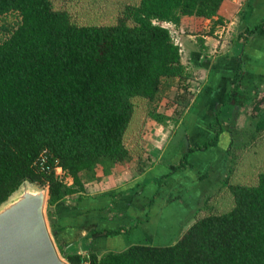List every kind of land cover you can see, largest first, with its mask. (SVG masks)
Returning <instances> with one entry per match:
<instances>
[{"label": "trees", "instance_id": "obj_1", "mask_svg": "<svg viewBox=\"0 0 264 264\" xmlns=\"http://www.w3.org/2000/svg\"><path fill=\"white\" fill-rule=\"evenodd\" d=\"M224 1L139 0L119 24L79 26L52 0H0V18L20 17L0 44V206L25 182L48 187L52 234L69 264H264V172L252 184L237 179L234 185L230 179L241 172L242 151L233 154V145L226 153L233 158L221 188L226 192L207 200L194 225L171 245L70 252L68 227L53 211L75 196L80 210L89 212L93 198L81 174L93 180L100 167L108 176L117 165L144 158L145 136L127 144L139 116L166 125L172 118L152 107L163 96V81L187 79L172 26L185 17L212 20ZM261 28L264 21L246 33L253 37ZM263 102L254 109L260 112ZM255 118V133L264 134V117ZM211 128V138L188 149L178 169L190 166L194 152L218 146L224 134L220 115ZM44 151L50 166L62 168L73 184L55 171L38 172ZM133 229L132 224L108 235Z\"/></svg>", "mask_w": 264, "mask_h": 264}, {"label": "crops", "instance_id": "obj_2", "mask_svg": "<svg viewBox=\"0 0 264 264\" xmlns=\"http://www.w3.org/2000/svg\"><path fill=\"white\" fill-rule=\"evenodd\" d=\"M263 21L264 0H225L217 17L212 20L185 17L180 26L177 28L172 26L173 36L182 44L181 58L187 77L177 79L185 86V89L179 90L178 95L186 96L193 92L195 87L199 89L193 113H188V116L205 120V117L215 118L220 115L224 134L218 146L212 148L214 150L194 152L189 159L190 166L181 170L178 166L183 154L202 142H196L198 140L194 139L191 141L189 136L186 141L181 136L178 142L173 143L169 140L170 130L155 123L157 125L155 132H146L145 139L148 142H145L144 158L141 160L134 158L131 161L135 163L134 166L136 165V175L126 171L128 168L126 169L125 165H117L108 176H105L103 168L100 167L96 170V179L93 180L81 174L86 193L93 198L92 207L89 212L83 213L80 205L74 206L71 203L74 210L69 209L70 212L66 210L65 213L76 212V217L71 216V219L63 220L59 218L61 224L68 227L67 229L64 227L67 231L66 236L64 234L66 240L73 239L67 241L68 243L74 244L77 240L79 242L85 238V243L81 242L79 245L86 251L81 250L80 254L108 251L109 248L105 244L110 238L108 233L130 227L133 223L137 224L135 230H138L144 239H136L130 245H151L146 241L155 240L158 236L162 240L165 236L155 231V222L161 220L166 213H172L175 225L183 224L181 225L183 230H188L194 225L196 214L204 207L203 201L213 198L210 196L213 195L211 191L214 188L203 189V194L197 187L199 194L191 189V194L181 199V194H176L175 190L185 193L188 183L177 185V180L180 175L187 173L189 176L187 179L193 183L199 181L198 177H203L205 187L208 184L206 180L213 184L215 176V179L223 180L231 173L232 164L229 165L227 162H231L232 156L227 159L226 153L240 136L245 135L244 130L248 131L250 127L247 120L244 122L248 115L244 110L253 105L257 96H264V28L257 31L253 37H248L246 33ZM240 70L242 71L239 72ZM239 73L241 77L238 81ZM257 114L261 116L264 113L260 111L256 116ZM192 120L190 124L192 127L188 128L191 134L194 129L196 131V126H201L202 123L197 120L194 123V119ZM213 122V120L208 122L209 129ZM227 123L231 126L228 127ZM205 131L208 132L207 129ZM178 152L181 157H175L178 156ZM206 152L210 153L207 157L212 162L209 164H204L199 156L200 153ZM241 154L247 155L243 151ZM245 165L244 158L240 161L241 172ZM210 167L213 168L212 172L208 171ZM206 172L210 173L209 176L205 174ZM232 174L239 173L234 171ZM253 176L254 172L240 178L239 181L253 180L255 178ZM61 204L69 206V201L59 203L56 207ZM62 209L63 207H60L59 211ZM175 225L166 227L165 230L172 229ZM177 229L181 227L176 226L175 230ZM98 244H100L98 249L88 250L90 245Z\"/></svg>", "mask_w": 264, "mask_h": 264}, {"label": "rangeland", "instance_id": "obj_3", "mask_svg": "<svg viewBox=\"0 0 264 264\" xmlns=\"http://www.w3.org/2000/svg\"><path fill=\"white\" fill-rule=\"evenodd\" d=\"M52 3L56 9L68 12L69 15L71 16L73 23H75L79 26H85V25L103 26V25L119 24V22L122 19H124V17H125L124 14H125V11L127 10V7L137 6L139 4V0H52ZM19 24H20V17L18 16L17 13H11V14L5 15V16L0 18V44L3 43L6 39H8L10 37L12 32L18 27ZM172 32L174 35V31H172ZM161 89H162L163 96H161L156 102H154L152 107L156 108L159 113H163L165 115L171 114V116L173 115L172 117H170L172 119L170 121H168L166 123V125H164L168 130H170L169 140H172V142L175 143L176 141L177 142L179 141L181 136H183V138H185L187 141L188 136H189L191 141H192V139H194V140H198L196 142H200V143L202 142L203 143V142L207 141L206 140L207 138L210 139L212 134H213L212 133L213 130H212V128L209 129L207 127V124L210 120L215 121V118L205 117V120L203 118H202V120H198L197 118H192V116L191 117L188 116V113L189 114L193 113L194 105L197 102L196 99H198V97H199V96H197L199 89L195 87L193 92L186 94V96H179L178 95L179 90L185 89V86H183L182 81H179L177 79L171 80L168 83L167 82L165 83V81H163ZM260 100L264 101V96H257L253 105H249L248 106L249 108H247V110L245 108L244 112L246 113V111H247L248 115H246V117H245L246 119H244V122H245V120H247L248 126H250V127H249L248 131L244 130L245 135L243 137L240 136V138L238 139L239 142H238V140H236L237 142L234 143V145H233L234 147L232 148L233 154H235L236 152L238 153L239 151L246 152V154H247V155H245V154L237 155L239 162L245 158L246 165L244 166L243 171L241 173H239L236 178L231 177L230 180L233 181L234 185L239 184L237 179L243 178L244 176L250 175L252 172H254L253 177H255V178L253 180L242 181V183H248V184L251 183L252 184V183L256 182V180H257L256 177L259 175V173L264 172V134L260 135V134L255 133V125H256V122L258 120L257 118H255V116H256V113H260V112L256 111L254 108L257 105V102ZM260 106H261L260 111H262L264 113V102ZM263 115L264 114H262L260 116V118H262ZM192 119H194V123L196 122V120L199 123H201V122L202 123L200 124L201 126H196V131H195V129H194L195 132L192 130L193 132L191 134V133H189L188 128L192 127L190 125L191 122L193 121ZM155 123H157V122H155L153 120H147L145 118V116L141 114L139 116V119L137 121L136 126H134V129L132 130V132L130 134V137L128 139L127 144L129 146H135L136 140L141 138V136H142V138L144 136L145 137L147 136L146 132H150V131L155 132L156 127H157V125ZM227 125H228V127L231 126L229 123H227ZM240 126H242V125H240ZM206 129L208 130V132L205 131ZM234 130H236V129H234ZM253 136H256V141H254V142L252 139ZM142 141H144V143L142 142V144H143L142 146L145 147V142H148V141L145 138H143ZM236 146H238L237 150H236ZM210 150H214V149H210ZM177 155L178 156H175V157H181V154H179V152ZM171 156H174V155H171ZM199 156H201L202 162L204 164H209L212 162V161L208 160V157H207V156H210V153H207V152L206 153H200ZM231 161L233 162V158L231 159ZM227 163L229 165L233 164L231 162H227ZM134 164L135 163H133V162L123 164V165H125L124 167L126 169L128 168L126 171H129V173L132 175H136V173H137L136 172V165L134 166ZM210 168L208 171L212 172L213 168H211V169ZM259 170H260V172H259ZM205 174L209 176L210 173L206 172ZM188 177L189 176L187 175V173L182 174V175H180V177L177 180V185H180V183H184V182L188 183L187 184L188 188H185L186 189L185 193H181L182 191L175 190L176 194H181L180 195L181 199L184 198L185 196H187L188 194H191L190 193V192H192L191 189H193L194 192L196 191L197 194H199V191H197V187H199V189H201L202 192L204 191L203 189L209 190V188H214L213 191H211V194H213V195L210 197H216V195L222 197V194H224L226 192L225 190L224 191L221 190V188H223L222 185H223V181L225 179L217 180V179H215V177H216L215 176L214 181H213L215 183L210 184L209 180H206V182L208 184H206L204 187V183H203L204 178L203 177H198L199 181H197V183L195 181H194V183L191 182L190 180L187 179ZM62 178L69 185L73 184L72 178H70L65 173H64ZM147 178H153V177L147 176ZM180 180H182V181H180ZM25 187L27 190H31V191L45 190L47 192V203L45 206V217L47 219V224H48L49 229H50L51 234H52L51 223L49 220V208H48L49 188L48 187H42L41 185H38V184H31V185L26 184L25 186L21 187L20 190L24 189ZM182 190L184 191L183 188H182ZM203 194H204V192H203ZM211 199L212 198H210L209 201ZM67 201H69V206L65 205V204H61L59 207L55 206L53 208V211L57 214L58 218L65 217L68 215L71 218V214L65 213V211L68 210L70 212V210H74V206H76L78 203L75 199V196L71 197ZM206 201L207 200L203 201L204 207H205ZM71 203L74 204V206H72ZM60 207H63V209L61 211H59ZM225 207L226 206H224V208ZM172 215H173L172 213H169V214L166 213L165 216L161 220L156 221L157 219H155V221H156L155 222V225H156L155 231H157V233H160L161 236L163 234L165 236L164 239L160 240L159 236H158L157 239H155V240L148 239L146 242L151 243L152 246H161V245L165 246V245H171L174 241H178L180 239V237L182 236V233H184L187 230L182 229L183 224H181V223H178L177 225H175V222L172 218ZM133 225L135 226V229H136L137 224L133 223ZM171 225H175V226L172 229L167 228V230H165L166 227H170ZM176 226L181 227V229L175 230ZM135 229H133V231H131L130 233H124L123 232L122 234H120L118 236L110 237L105 243L106 247H108L109 250H120V249L123 250V249L130 247L131 246L130 244L132 242H134V240L144 239V237L143 238L141 237L138 230H135ZM134 233H135V236H134ZM171 233H172V235H171ZM89 238H91V237H89ZM89 238L87 237V239H89ZM82 239L83 240L80 239L79 242L77 240V243H74L72 245L73 248L70 246L71 247L70 252L79 253V252H81V250H83L79 245L81 242L85 243V241H84L85 238H82ZM169 239H171V240H169ZM71 240H73V239L69 238L67 241H71ZM54 242H55V240H54ZM163 242H165V243L162 244ZM90 244H92V243H90ZM55 245H56V243H55ZM99 247H100V244L94 245V246L90 245V249H88V250H95V248L98 249ZM56 248H57L59 255L63 258V256L61 255V252L58 249L57 245H56ZM83 251H86V250H83Z\"/></svg>", "mask_w": 264, "mask_h": 264}, {"label": "water", "instance_id": "obj_4", "mask_svg": "<svg viewBox=\"0 0 264 264\" xmlns=\"http://www.w3.org/2000/svg\"><path fill=\"white\" fill-rule=\"evenodd\" d=\"M21 187L0 206V264H69L47 224V192Z\"/></svg>", "mask_w": 264, "mask_h": 264}, {"label": "built area", "instance_id": "obj_5", "mask_svg": "<svg viewBox=\"0 0 264 264\" xmlns=\"http://www.w3.org/2000/svg\"><path fill=\"white\" fill-rule=\"evenodd\" d=\"M173 39H174L175 43L180 46L181 51H182V44H181L180 40L174 36H173ZM36 167L39 170L38 172L50 174L51 172L55 171L56 175H58V176L61 175L60 177H63V175H64V171L62 170V168H60V167L53 168L50 166L49 161H48V157H47V151H44L41 154L40 158L36 162Z\"/></svg>", "mask_w": 264, "mask_h": 264}]
</instances>
